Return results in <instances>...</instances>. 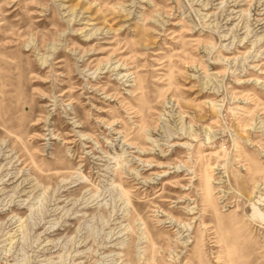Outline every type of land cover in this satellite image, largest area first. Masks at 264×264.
<instances>
[{
    "label": "rangeland",
    "instance_id": "1",
    "mask_svg": "<svg viewBox=\"0 0 264 264\" xmlns=\"http://www.w3.org/2000/svg\"><path fill=\"white\" fill-rule=\"evenodd\" d=\"M0 264H264V0H0Z\"/></svg>",
    "mask_w": 264,
    "mask_h": 264
}]
</instances>
